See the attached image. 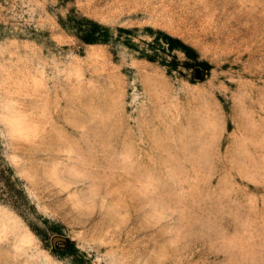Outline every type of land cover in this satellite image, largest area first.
Segmentation results:
<instances>
[{
  "label": "rangeland",
  "instance_id": "rangeland-1",
  "mask_svg": "<svg viewBox=\"0 0 264 264\" xmlns=\"http://www.w3.org/2000/svg\"><path fill=\"white\" fill-rule=\"evenodd\" d=\"M0 264H264V0H0Z\"/></svg>",
  "mask_w": 264,
  "mask_h": 264
}]
</instances>
